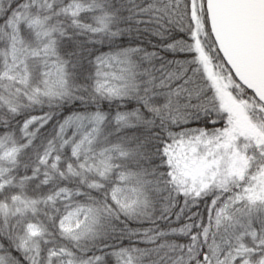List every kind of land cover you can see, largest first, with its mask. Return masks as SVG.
<instances>
[{
  "label": "snow or ice",
  "instance_id": "snow-or-ice-1",
  "mask_svg": "<svg viewBox=\"0 0 264 264\" xmlns=\"http://www.w3.org/2000/svg\"><path fill=\"white\" fill-rule=\"evenodd\" d=\"M0 264H264V0H0Z\"/></svg>",
  "mask_w": 264,
  "mask_h": 264
}]
</instances>
